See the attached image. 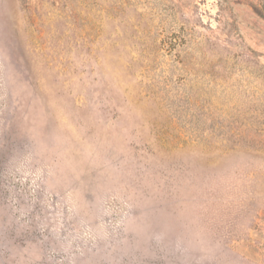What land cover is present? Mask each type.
Returning <instances> with one entry per match:
<instances>
[{
    "label": "rangeland",
    "instance_id": "374dc122",
    "mask_svg": "<svg viewBox=\"0 0 264 264\" xmlns=\"http://www.w3.org/2000/svg\"><path fill=\"white\" fill-rule=\"evenodd\" d=\"M0 264H264V0H0Z\"/></svg>",
    "mask_w": 264,
    "mask_h": 264
}]
</instances>
